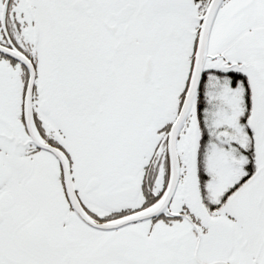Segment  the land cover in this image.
I'll return each mask as SVG.
<instances>
[{
    "label": "snow or ice",
    "instance_id": "6c2138e0",
    "mask_svg": "<svg viewBox=\"0 0 264 264\" xmlns=\"http://www.w3.org/2000/svg\"><path fill=\"white\" fill-rule=\"evenodd\" d=\"M0 264H264V0H0Z\"/></svg>",
    "mask_w": 264,
    "mask_h": 264
}]
</instances>
